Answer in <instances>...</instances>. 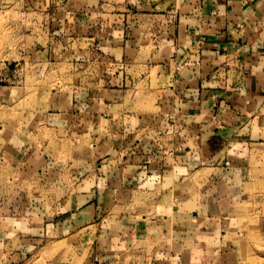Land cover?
Masks as SVG:
<instances>
[{
	"label": "crops",
	"instance_id": "1",
	"mask_svg": "<svg viewBox=\"0 0 264 264\" xmlns=\"http://www.w3.org/2000/svg\"><path fill=\"white\" fill-rule=\"evenodd\" d=\"M48 5L56 8L60 42H92L84 51L92 71L99 66L108 74L110 61L118 72L110 80L98 76L106 81L101 88L68 96L42 126L120 139L105 137L112 151L101 161L45 165L52 177L82 174L91 186L59 204L63 216L43 221L42 232L66 239L78 223L95 226L83 264H236L231 242L254 197L246 175L264 162V0L21 3L37 12ZM153 71L167 77V86L152 91V114L130 111L119 95L126 91L104 88L137 80L148 86ZM190 182L196 186L179 202L135 203L137 194L158 197ZM7 233L0 228V264L20 256L3 250L13 239Z\"/></svg>",
	"mask_w": 264,
	"mask_h": 264
},
{
	"label": "rangeland",
	"instance_id": "2",
	"mask_svg": "<svg viewBox=\"0 0 264 264\" xmlns=\"http://www.w3.org/2000/svg\"><path fill=\"white\" fill-rule=\"evenodd\" d=\"M31 1L0 0V228L7 229V234L13 237L12 246L7 245L3 250L20 255L19 259L2 264H83L97 233L95 226L88 231L78 223L66 239H58L52 234L46 236L41 226L43 221L51 224L63 216L58 214V205L73 201L74 194L85 193L91 183L82 174L67 177L66 172V176L52 177V170L45 165L94 161L96 158L101 161L112 151V142L108 141L109 145H106V136L100 134L90 138L87 133L54 131L49 126H42L41 121L56 109L65 108L71 94L101 88L106 81L99 82L97 78L102 67L92 71L89 65L93 59L88 60L89 54L84 53L92 42L83 39L73 41L72 45L69 39L60 42L53 19L56 8L48 5L39 12L22 8L21 3ZM109 63L103 69L108 74L101 76H109L110 80L118 71ZM128 74L133 75V72L129 70ZM95 77L96 83L91 84L90 79ZM148 77L151 78L148 86L137 80L134 85L130 81L125 88L120 84H109L104 88L126 91L119 95H126L127 109L152 114L157 108L154 92L167 86V77L156 78L154 71ZM109 99L112 98L109 96ZM110 104L115 105L113 101ZM106 138L113 142L120 139L111 135ZM130 142V137L123 139V144ZM99 144L100 147L93 149ZM40 169L44 171L42 174ZM246 177H252V184L247 189L252 190L254 197L239 222L240 228L231 245L236 252V264H264V162L254 166ZM190 185L184 190V186L177 187L171 194L163 193L158 197L137 194L135 203H176L191 194L196 185ZM148 189L152 190L154 186L149 185ZM79 201L82 202V198H76L78 206ZM98 221L94 219L91 224ZM5 251L1 254L5 255Z\"/></svg>",
	"mask_w": 264,
	"mask_h": 264
}]
</instances>
